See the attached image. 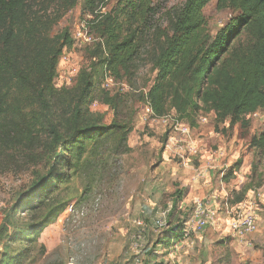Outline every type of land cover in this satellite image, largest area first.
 Instances as JSON below:
<instances>
[{
    "label": "rangeland",
    "instance_id": "obj_1",
    "mask_svg": "<svg viewBox=\"0 0 264 264\" xmlns=\"http://www.w3.org/2000/svg\"><path fill=\"white\" fill-rule=\"evenodd\" d=\"M184 2L153 0L156 15L139 28L140 57L128 77L115 79L101 70L95 76L80 107L82 124L94 121L106 130L95 141H83L82 149L67 141L74 134L80 78L97 67L96 53L104 49L103 23L91 24L79 2L54 27L55 33L68 29L74 42L59 58L56 101L45 114L28 109L36 112L29 118L38 120L31 143L8 129L0 132V226L8 219L9 227L0 262L8 255L21 257L14 264H132L139 253L143 264H264V151L250 147L264 131V113L218 124L215 113L205 111L185 118L172 110L164 118L145 119L157 76L152 57L158 33L168 32L169 19ZM62 3L54 0L53 18ZM117 4L108 0L98 7L106 15ZM204 15L214 37L235 13L213 0ZM78 29L90 43L78 40ZM107 94L117 96L112 106L104 104ZM183 125L190 128L187 136ZM222 147L230 155L226 163L208 168L202 178L204 151L214 154ZM211 196L217 197L216 225L191 231L195 201ZM40 197H47L46 206L34 211ZM253 202L256 231L244 244L229 240L232 211ZM48 213L52 220L33 243L28 230ZM163 213L170 215L171 229L179 224L189 232L183 242L167 244L169 230L155 232L153 223Z\"/></svg>",
    "mask_w": 264,
    "mask_h": 264
},
{
    "label": "trees",
    "instance_id": "obj_2",
    "mask_svg": "<svg viewBox=\"0 0 264 264\" xmlns=\"http://www.w3.org/2000/svg\"><path fill=\"white\" fill-rule=\"evenodd\" d=\"M61 1L60 13L53 18L54 0H0V132L8 129L31 143L38 120L29 118L36 112L28 109L50 111L57 96L54 80L59 58L74 43L68 29L55 33L54 27L83 2L92 17L90 23H103L105 43L96 53L97 67L80 78L74 134L67 142L82 149L83 141H95L106 130L94 121L82 124L80 107L91 94L93 79L100 70L120 80L131 74L140 57L139 28L147 25L156 10L153 0H118L117 8L105 15L98 6L108 0ZM212 1L185 0L169 19L168 32L158 33L159 49L152 57L157 76L147 95L153 118H164L172 110L185 118L205 111L214 112L218 124L264 113V0H216L220 9H230L235 16L214 37L204 15ZM116 100L117 96L107 94L104 104L112 106ZM250 147L264 151V131L252 138ZM46 199L40 197L34 211L46 206ZM51 220L48 213L28 230L33 243ZM7 223L8 219L0 226V243L8 236ZM166 230L170 232L163 242L184 241L185 230L179 224L171 229L169 219ZM6 256L0 264H14L21 258Z\"/></svg>",
    "mask_w": 264,
    "mask_h": 264
},
{
    "label": "built area",
    "instance_id": "obj_3",
    "mask_svg": "<svg viewBox=\"0 0 264 264\" xmlns=\"http://www.w3.org/2000/svg\"><path fill=\"white\" fill-rule=\"evenodd\" d=\"M78 40L81 43H90L91 38L86 32H83L81 29H78L76 32ZM260 111L253 114L254 117L258 116ZM252 116V115H251ZM152 118V111L150 107L147 108L145 119ZM157 119V118H153ZM202 122H207L206 119H201ZM181 133L184 136L190 134V128L186 125L181 127ZM194 154H198V151H190ZM217 197L211 196L205 200L195 201V215L196 219L193 225H190L191 231H201L209 226H215L217 220V212L213 209V204H215ZM256 203H250L249 205H244L238 207L237 210L232 211V219L230 220L229 229H228V239L236 241L237 243L244 244L249 236H251L257 229L258 217L256 214ZM70 213H73V208L69 209ZM169 214L163 213L159 219L155 220L153 227L156 233L161 234L168 228ZM189 232L185 231V238L188 236ZM138 239H141V235L137 236ZM74 264V263H69ZM132 264H143V260L138 253Z\"/></svg>",
    "mask_w": 264,
    "mask_h": 264
},
{
    "label": "crops",
    "instance_id": "obj_4",
    "mask_svg": "<svg viewBox=\"0 0 264 264\" xmlns=\"http://www.w3.org/2000/svg\"><path fill=\"white\" fill-rule=\"evenodd\" d=\"M235 139H237V137ZM226 149L227 148L222 147L220 151H217L214 154H211V153H208L207 151H204L205 154H204L203 159H202L203 166H202V172H201L202 178L206 175L208 168L212 169V168L220 167L226 163L227 157L230 156L229 154H227L228 151H226ZM231 153H232V151H231ZM196 179H199V177ZM207 184H210V182ZM239 247H241V246H239ZM236 252L237 253L239 252L238 248L236 249Z\"/></svg>",
    "mask_w": 264,
    "mask_h": 264
}]
</instances>
